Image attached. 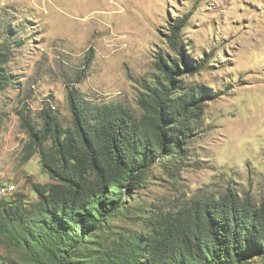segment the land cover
Listing matches in <instances>:
<instances>
[{
	"label": "rangeland",
	"instance_id": "374dc122",
	"mask_svg": "<svg viewBox=\"0 0 264 264\" xmlns=\"http://www.w3.org/2000/svg\"><path fill=\"white\" fill-rule=\"evenodd\" d=\"M177 19L186 21L180 42L188 59L208 61L179 79L215 98L191 122L182 159L160 160L112 224L146 232L160 211L228 186L264 199V0H0L3 67L12 82L0 89V185L17 188L6 201L23 194L36 203L32 184L55 182L39 154L25 160L30 140L23 122L40 128L49 109L70 126L72 86L90 104L121 102L143 114L136 100L144 86L165 81L156 52L178 59L169 43ZM6 248L0 245V255L17 259Z\"/></svg>",
	"mask_w": 264,
	"mask_h": 264
},
{
	"label": "trees",
	"instance_id": "16d2710c",
	"mask_svg": "<svg viewBox=\"0 0 264 264\" xmlns=\"http://www.w3.org/2000/svg\"><path fill=\"white\" fill-rule=\"evenodd\" d=\"M185 26V19H177L170 29L177 60L156 52L155 68L165 81L144 86L136 100L143 114L121 102L90 104L72 86L70 126L49 109L42 110L40 128L23 122L30 140L25 160L39 154L42 169L55 182L32 184L39 197L36 203L26 202L23 194L0 203V245L18 255L15 259L1 254L0 261L252 264L254 258H264V199L232 186L222 194L194 197L170 212L160 211L148 219L146 232L112 224L128 212L127 201L138 194L160 160L176 164L182 159L193 132L191 122L203 114L204 101L215 98L204 87H184L179 79L208 63L188 59L180 42ZM3 48L0 89L12 83L3 67Z\"/></svg>",
	"mask_w": 264,
	"mask_h": 264
},
{
	"label": "bare ground",
	"instance_id": "6f19581e",
	"mask_svg": "<svg viewBox=\"0 0 264 264\" xmlns=\"http://www.w3.org/2000/svg\"><path fill=\"white\" fill-rule=\"evenodd\" d=\"M11 186V191H7L8 187ZM17 188L14 184H3L0 185V203L6 201L9 197H12L16 194Z\"/></svg>",
	"mask_w": 264,
	"mask_h": 264
},
{
	"label": "built area",
	"instance_id": "2783aa9c",
	"mask_svg": "<svg viewBox=\"0 0 264 264\" xmlns=\"http://www.w3.org/2000/svg\"><path fill=\"white\" fill-rule=\"evenodd\" d=\"M7 191H9V192L11 191V186L8 187V190Z\"/></svg>",
	"mask_w": 264,
	"mask_h": 264
}]
</instances>
